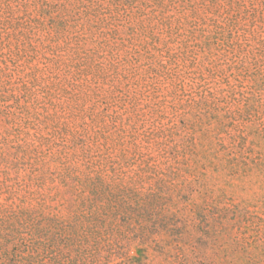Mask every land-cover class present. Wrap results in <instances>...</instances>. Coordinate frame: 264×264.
<instances>
[{
    "label": "rangeland",
    "instance_id": "374dc122",
    "mask_svg": "<svg viewBox=\"0 0 264 264\" xmlns=\"http://www.w3.org/2000/svg\"><path fill=\"white\" fill-rule=\"evenodd\" d=\"M22 205L90 219L111 245L80 264H264V0H0V207Z\"/></svg>",
    "mask_w": 264,
    "mask_h": 264
},
{
    "label": "trees",
    "instance_id": "16d2710c",
    "mask_svg": "<svg viewBox=\"0 0 264 264\" xmlns=\"http://www.w3.org/2000/svg\"><path fill=\"white\" fill-rule=\"evenodd\" d=\"M102 184L106 190L107 183ZM96 215L98 209L89 214ZM102 240L111 245L90 219L82 231L64 232L46 225L41 214L24 205L15 210L0 207V264H44L45 251L51 254L53 264H80L97 257L105 245ZM73 245L80 250L77 256L70 250Z\"/></svg>",
    "mask_w": 264,
    "mask_h": 264
}]
</instances>
